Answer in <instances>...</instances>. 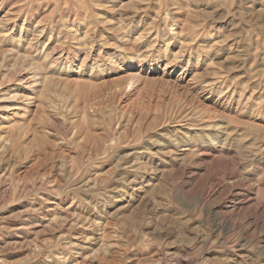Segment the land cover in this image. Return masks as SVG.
I'll list each match as a JSON object with an SVG mask.
<instances>
[{"label":"rangeland","instance_id":"1","mask_svg":"<svg viewBox=\"0 0 264 264\" xmlns=\"http://www.w3.org/2000/svg\"><path fill=\"white\" fill-rule=\"evenodd\" d=\"M0 264H264V0H0Z\"/></svg>","mask_w":264,"mask_h":264},{"label":"bare ground","instance_id":"2","mask_svg":"<svg viewBox=\"0 0 264 264\" xmlns=\"http://www.w3.org/2000/svg\"><path fill=\"white\" fill-rule=\"evenodd\" d=\"M129 63H130V62H129ZM129 63L126 64L125 69L128 68V67H130V64H129ZM34 77H35V76H34ZM12 123H13V122H12ZM7 124H8V123H7ZM10 124H11V122H10ZM15 124H17V123L15 122ZM15 124H14V125H15ZM219 126H220V125H219ZM6 127L9 128V129H12L13 124H12V125H9V127H8V126H6ZM14 128H15V126H14ZM224 128H225V127H224ZM222 131H223V130H222ZM226 133H227V132H226ZM213 137H214V136H213ZM235 140H236V139H235ZM229 143H230V142H229ZM224 145H225V144H224ZM220 147H221V146H220ZM254 152H255V151H254ZM258 152H259V151H258ZM164 153H165V152H164ZM166 153H167V152H166ZM200 154H201V153H200ZM238 155H239V154H238ZM243 155H244V154H243ZM184 156H185V155H184ZM212 156H213V155H212ZM230 156H231V155H230ZM234 156H235V155H234ZM227 160H228V159H227ZM231 161H232V160H231ZM231 161H230V162H231ZM216 162H217V161H216ZM225 163H226V162H225ZM234 163H235V162H234ZM218 179H219V178H218ZM211 181H212V180H211ZM227 181H228V180H227ZM228 183H229V182H228ZM233 183H234V182H233ZM230 185H231V184H230ZM233 187H234V186H233ZM235 187H236V186H235ZM249 187H250V186H249ZM214 188H215V187H214ZM242 189H245V188H242ZM236 191H237V190H236ZM236 191L233 192V193L235 194L234 196H236V197H237V196H239V197H243V196H245L243 193H241V194L239 193V194H238V192H236ZM212 192H213V191H212ZM234 196H233V197H234ZM244 198H245V197H244ZM244 198H243V199H244ZM247 198H248V197H247ZM247 198H246V199H247ZM200 199H201V198H200ZM249 199H250V198H249ZM252 199H253V198H252ZM245 201H246V200H245ZM245 201H244V202H245ZM244 202H243V203H244ZM224 218H226V217L224 216ZM224 218H223V219H224ZM226 219H227V218H226ZM221 221H222V220H221Z\"/></svg>","mask_w":264,"mask_h":264}]
</instances>
